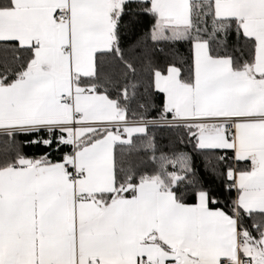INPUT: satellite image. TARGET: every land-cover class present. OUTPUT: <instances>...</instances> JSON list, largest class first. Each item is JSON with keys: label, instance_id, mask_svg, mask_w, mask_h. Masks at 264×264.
<instances>
[{"label": "snow or ice", "instance_id": "6c2138e0", "mask_svg": "<svg viewBox=\"0 0 264 264\" xmlns=\"http://www.w3.org/2000/svg\"><path fill=\"white\" fill-rule=\"evenodd\" d=\"M130 12L152 20L145 46L190 51L163 68L149 56L135 108L134 84L101 78L106 56L136 72L120 42ZM0 48L14 153L0 160V264H264V0H0ZM158 126L244 165L224 171L230 204L203 188L185 202L191 156L159 151ZM18 135L67 150L29 158Z\"/></svg>", "mask_w": 264, "mask_h": 264}, {"label": "trees", "instance_id": "16d2710c", "mask_svg": "<svg viewBox=\"0 0 264 264\" xmlns=\"http://www.w3.org/2000/svg\"><path fill=\"white\" fill-rule=\"evenodd\" d=\"M151 24L152 20L150 17L133 14L131 12L125 15L120 23L121 47L124 49L128 61L135 66V74L130 72L124 67V65L120 64L110 56L102 58L101 78L103 80L111 78L112 81L119 82L121 85L128 83L136 86L138 94L137 100L133 102V108L136 107L137 102H140V97L145 95V89H147L149 85V56L151 57L154 66L163 68L166 67L169 61L176 57L187 58L190 55L189 45L184 42L159 44L156 45L154 49L152 42L149 40L145 46L142 42V37L149 30ZM236 47L235 37L231 36L229 38V48L232 49ZM159 49H163V51H160ZM236 54L239 55L238 52ZM4 57L11 60L12 52H5L0 48V58ZM103 90L104 89L101 88V91ZM108 90L113 96L115 95V89L112 85H109ZM150 100L154 107L150 109L151 115L148 118L152 119L157 116L159 109L162 107L163 97L152 91ZM149 133L154 137L155 144L159 151L169 154L173 152H183L191 156L196 183L190 184L188 181H185L179 186L180 192L184 194L185 202L193 203V194L199 188L208 190L212 197H215L220 201L219 206H224L226 201L230 204L231 200L235 198V190H232L230 194L225 190V184L229 182L226 180L224 171L229 165L234 168H243L244 165L234 164L230 160L227 162H221L218 160V157L223 155V152L219 150L215 152H201L194 149L192 144L189 143L186 138H184V142L181 143L180 134L168 127H150ZM36 138L37 137L35 136L29 137V139ZM15 146H18L21 153L29 158H40L45 155V152H48L49 158L53 162L60 159L64 151L67 150L62 148L58 152L54 150L55 145H53V148L45 149L43 145L28 144L25 142L23 135H18L15 138ZM12 147L13 146L9 144L8 139L5 136L0 135V160L14 154L11 151ZM117 154L119 156V149L117 150ZM229 156H231V153H229ZM149 171H151L150 167ZM189 179H192V177Z\"/></svg>", "mask_w": 264, "mask_h": 264}, {"label": "crops", "instance_id": "0c3cea01", "mask_svg": "<svg viewBox=\"0 0 264 264\" xmlns=\"http://www.w3.org/2000/svg\"><path fill=\"white\" fill-rule=\"evenodd\" d=\"M236 195H237V193H236V191H235V197H236Z\"/></svg>", "mask_w": 264, "mask_h": 264}]
</instances>
